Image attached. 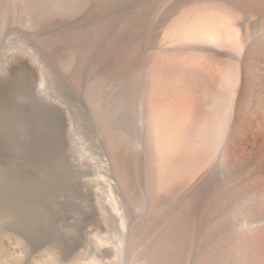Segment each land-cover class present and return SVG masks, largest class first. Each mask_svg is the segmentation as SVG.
I'll return each instance as SVG.
<instances>
[{
  "label": "rangeland",
  "instance_id": "374dc122",
  "mask_svg": "<svg viewBox=\"0 0 264 264\" xmlns=\"http://www.w3.org/2000/svg\"><path fill=\"white\" fill-rule=\"evenodd\" d=\"M177 2L171 0V5ZM125 7L119 8L116 18L124 15ZM238 11L225 9L224 20L234 44L242 46L238 30L247 36L249 50L244 49L246 55L242 56L247 79L238 83L222 67L221 86L217 88L222 98L231 99L230 127H223L222 136L227 142L234 134L231 130L241 134L237 148L242 158L235 167L239 169L235 182L227 187L222 174L217 195L206 194L198 219L188 202L182 209L163 208L155 217L147 215L140 200L135 199L130 210L137 225L124 229L108 191L113 179L101 172L104 156L90 83L102 73L93 65L78 73L74 68H64L67 54L60 51L54 59H45L49 65L37 69V75L40 73L46 82L40 87L39 75L17 65L24 55L20 46L31 30L15 17L3 25L0 10V81L6 89L0 107V264H139L145 260L150 264H264V202L246 185L261 182L264 173V24L258 26L252 39V24L261 17L246 19ZM143 36L144 29L139 38ZM103 47L91 51L89 60L112 59L109 45ZM41 53L47 58L45 50ZM202 72L207 78L203 91H209L211 79L207 71ZM138 75L126 98L131 99L127 113L135 136L139 134L137 125L133 126L137 120L136 100L143 82ZM179 78L170 66L159 65L151 74L158 86L184 84ZM102 88L105 99L112 101L121 99L124 90L113 79L103 81ZM39 93L50 99H40ZM195 94H190L184 106L194 120L208 124L211 111ZM236 123L239 128H234ZM208 152L205 148L201 155ZM103 202L109 212H105ZM249 213L259 219V226L224 232L226 226ZM174 220L177 224H171ZM124 231L130 234L125 257L119 242ZM212 235L218 240L212 242Z\"/></svg>",
  "mask_w": 264,
  "mask_h": 264
},
{
  "label": "bare ground",
  "instance_id": "6f19581e",
  "mask_svg": "<svg viewBox=\"0 0 264 264\" xmlns=\"http://www.w3.org/2000/svg\"><path fill=\"white\" fill-rule=\"evenodd\" d=\"M122 7H125L124 15L116 18ZM225 9H238L246 19L259 15L261 20L253 22L250 35L256 38L258 26L264 24V0H178L173 6L171 0H158L156 4L154 0H0L3 25L15 17L23 20L31 30L20 46L24 55L17 62L19 68L37 75V69L41 71L49 65L45 59L52 60L63 51L67 54L64 68H74L78 73L85 66L93 65L102 73L92 78L90 94L95 100L93 106L104 156L101 172L113 179L108 191L124 229H134L137 225L138 220L130 210L135 199L140 200L147 215L155 217L163 208L182 209L188 202L198 219L206 194L215 196L217 193L221 175L224 174L223 182L227 187L236 180L239 169L235 167L242 158V151L237 148L241 134L237 129L231 130L234 134L228 141H234L232 145L222 136L223 127H230L231 99L222 98L217 88L221 86L219 70L222 67L232 74L234 81L241 84L246 81L248 69L242 56L249 45L242 30L237 31L242 46L232 42L225 25ZM157 17L158 30L154 34ZM143 29L144 36L140 39ZM103 44L109 45L114 54L112 59L89 60L90 52L101 50ZM134 55L138 57L135 60L130 58ZM159 65L170 66L185 83L158 86L151 74ZM202 70L207 71L211 79L209 91H203L202 84L207 78ZM137 73L143 82L136 100L137 120L133 126L137 125L139 134L135 136L127 113L131 99L126 98ZM37 79L40 87L45 85L42 75ZM108 79L124 87L121 99L115 102L105 99L102 82ZM5 90L0 81V107ZM194 93H198V101L211 111L212 119L208 124L194 120L184 106ZM39 94L40 99H50L47 94ZM234 128H239L238 123ZM205 148L209 152L202 156ZM262 178L255 185L250 182L246 185L251 186L249 192L254 191L264 202V173ZM249 195L251 198V193ZM105 202L102 206L109 212ZM250 213L226 226L224 232L259 226V219ZM171 224L177 223L174 220ZM124 232L120 241L117 240L125 257L130 234ZM211 239L212 242L218 240L216 236ZM139 264L150 263L145 260Z\"/></svg>",
  "mask_w": 264,
  "mask_h": 264
}]
</instances>
